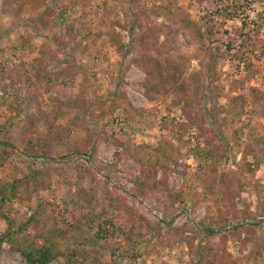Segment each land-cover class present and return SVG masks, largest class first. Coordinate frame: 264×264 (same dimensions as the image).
<instances>
[{
    "label": "rangeland",
    "instance_id": "obj_1",
    "mask_svg": "<svg viewBox=\"0 0 264 264\" xmlns=\"http://www.w3.org/2000/svg\"><path fill=\"white\" fill-rule=\"evenodd\" d=\"M38 248L264 264V0H0V264Z\"/></svg>",
    "mask_w": 264,
    "mask_h": 264
},
{
    "label": "trees",
    "instance_id": "obj_2",
    "mask_svg": "<svg viewBox=\"0 0 264 264\" xmlns=\"http://www.w3.org/2000/svg\"><path fill=\"white\" fill-rule=\"evenodd\" d=\"M207 232L213 233L215 230L208 229ZM28 256L31 264H49L57 257L48 248L34 249Z\"/></svg>",
    "mask_w": 264,
    "mask_h": 264
}]
</instances>
